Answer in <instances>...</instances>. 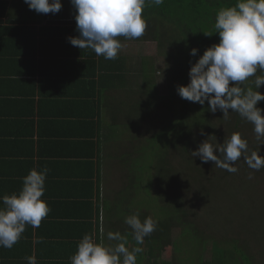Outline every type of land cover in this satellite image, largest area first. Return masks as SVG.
<instances>
[{
  "label": "crops",
  "instance_id": "obj_1",
  "mask_svg": "<svg viewBox=\"0 0 264 264\" xmlns=\"http://www.w3.org/2000/svg\"><path fill=\"white\" fill-rule=\"evenodd\" d=\"M49 14L31 12L24 1L0 0V197L18 193L31 169L46 166L41 199L50 207L40 227L27 226L13 246L16 257L2 259L0 247V264H27L33 254L37 264H70L85 234L115 244L107 233L125 236L130 229L122 219L136 211L131 187L139 179L129 178L124 166L122 176L113 163L124 149L120 142L124 157L131 155L123 125L129 114L117 108L129 90L116 69L104 70L110 60L56 42L72 34V28L53 33L58 26L76 24L51 23ZM86 51L95 54L93 78L83 66ZM132 246L129 240L126 247Z\"/></svg>",
  "mask_w": 264,
  "mask_h": 264
},
{
  "label": "clouds",
  "instance_id": "obj_2",
  "mask_svg": "<svg viewBox=\"0 0 264 264\" xmlns=\"http://www.w3.org/2000/svg\"><path fill=\"white\" fill-rule=\"evenodd\" d=\"M30 10L41 14H57L62 0H24ZM164 0H71L76 10L77 37H68L71 45L79 49H91L97 56L115 60L124 45L118 37L137 39L144 35L147 24L143 15L146 6H160ZM206 36L219 34V43L207 48L192 64L190 83L177 87L178 95L193 103L209 105V111L223 112V119L236 112L254 126L256 140H264V109L258 107L264 101L259 91L264 85V0H236L234 6L217 11L211 31ZM199 50L192 48L195 57ZM260 75H257V72ZM252 79V86L246 82ZM231 110V111H230ZM203 134V133H202ZM201 143L191 152L203 162H214L216 167L236 173L233 166L243 155L247 166L255 171L264 168V156L256 151L249 153L246 139L233 133L222 144ZM49 169L33 168L23 177L18 193L0 197V247L11 249L22 238L27 226L39 228L50 207L41 199L46 191ZM251 178V177H250ZM137 245L155 230L151 217L143 222L139 213L125 217ZM103 234V228H101ZM107 239L115 244L105 245L85 234L78 242L77 251L70 257V264H137L141 247L131 251L128 240L119 232H108ZM42 240H34L40 243ZM27 264H37L35 254L25 257Z\"/></svg>",
  "mask_w": 264,
  "mask_h": 264
},
{
  "label": "rangeland",
  "instance_id": "obj_3",
  "mask_svg": "<svg viewBox=\"0 0 264 264\" xmlns=\"http://www.w3.org/2000/svg\"><path fill=\"white\" fill-rule=\"evenodd\" d=\"M20 1L23 4L24 0ZM64 2L62 1V9L68 3L65 0ZM68 7L71 14L75 16L76 10L71 0ZM61 11L57 13V16H61ZM160 31L164 30L160 28L148 30L147 28L140 38H117L124 45L118 55L124 56L125 61L130 62L127 70L130 85L123 80L120 81L126 90H129L127 91L129 100L120 98L117 108L127 109L129 117L123 125L127 140L133 142L135 146L134 153L126 158L123 154L126 145L120 142L124 149H119L113 163L119 168L122 176L127 169L129 178H139L138 182L131 187L135 194L131 196L130 203L133 207L143 208L156 217L163 216L165 210L173 212L174 201L177 202V200L187 208L194 206V221H186L187 223L183 224L180 215L175 217L179 226L177 242L192 244L191 249L186 250L190 259L179 264H190L193 259L200 258L199 254L205 258L208 252L207 244L214 239L211 236L221 238L219 244L231 258L219 257L230 259L229 264H237L238 259L242 258L240 247L234 249V246H241L243 243L248 244L250 254L253 259H256L255 264H264V172H261V177L254 172L251 173L253 175L251 178L244 177L245 174L227 177L226 170L209 165L208 172L211 180L193 181L183 176L181 153L174 148L167 151L170 137L166 133V123L172 117L173 120L177 117L175 115L177 109L172 106V103H176L173 91L179 79L176 72L177 51L166 47L163 50L160 48L157 40V34ZM144 59L146 62L142 67H145L137 69L134 64L142 63ZM169 84L172 88L168 93ZM142 105L146 112L139 110ZM123 116L124 114L120 115V117ZM143 118L145 121L138 125ZM212 119L214 125L225 135L228 130H231L230 123L234 124L231 113L228 119H223V112L219 109ZM129 126H132L134 130L131 131ZM139 126L147 129L143 136L139 135L140 140L136 139L140 132ZM237 130L245 134L247 130V137L264 145V140H256L252 124H249L246 129L242 126ZM207 135H209L207 142L214 145L222 140L221 135L220 137L214 133ZM201 143L203 142L193 145L189 154H185L186 157L202 161L191 154ZM209 163L210 161L206 164ZM121 166L128 168H121ZM186 171L188 173L189 170L186 169ZM116 177L120 176L116 175ZM142 183L144 186L140 185ZM192 186L195 190H192ZM164 239V246H170L164 248L168 251L172 248V244L166 238Z\"/></svg>",
  "mask_w": 264,
  "mask_h": 264
},
{
  "label": "trees",
  "instance_id": "obj_4",
  "mask_svg": "<svg viewBox=\"0 0 264 264\" xmlns=\"http://www.w3.org/2000/svg\"><path fill=\"white\" fill-rule=\"evenodd\" d=\"M70 3V0H65ZM236 4V0H164V3L160 6H146L143 12V15L146 19V31L148 30H156L158 28L164 30L160 31L157 34V40L159 42L160 48L163 50L164 47L169 50H176V72L178 83L176 85L175 90L173 91L176 103H172V106L177 109L176 118L173 117L166 123L167 130L166 133L169 135L170 139L167 151L170 148L177 149L181 153V164L183 168V176L193 181H209L211 180L209 177L208 166L215 165L214 162L210 161L209 164H206L203 161L192 160V158L186 157L185 154H189L188 152L193 147V145L207 140V134H216L220 137L222 144L225 139L230 138L233 133H240L243 139H246L249 146V152L256 151L258 154L264 156V145H260L258 142L253 141L249 137H247L248 132L245 130V133L238 131L242 126L246 129L250 122L246 121L236 112H230L232 116V120L234 124L231 122V130H228V133L225 135L218 127L214 125V121L212 119L215 116V113L209 111V105L205 102L204 105H200L199 103H193L188 100L182 99L177 93V87L181 85H187L190 83V68L192 64H194L200 56L203 55L204 51L211 47L213 44L219 43L220 37L219 34H214L212 36H206L203 32L211 31L215 22V17L217 11L220 8L234 6ZM52 16L50 19L51 23H63V26L68 24H76L75 16H73L69 10L68 5H66L61 11V17L57 16V14L50 13ZM59 17L60 19H56ZM72 28V29H71ZM68 29H71V37L76 36V26L72 25L71 27L61 28L57 27L53 32L55 34H60L65 32L68 34ZM56 42L61 44L62 46L71 45L68 37L66 36H58ZM197 48L199 50L198 55L193 57L190 55L191 49ZM87 58L83 62V66L86 69L87 77L93 78V62L95 60V54L90 53L88 51ZM180 53V56H179ZM89 54H92L94 58H91ZM125 57L122 55H118L115 60H110L107 62H111L112 65L109 67L103 64L104 70L116 69L118 72V77L121 78L126 84L130 85L128 82V64L129 61H125ZM142 63H137L134 66L137 69H141L145 66L144 63L146 60L141 61ZM133 69V68H132ZM138 70V71H139ZM92 71V72H91ZM261 73L258 71L257 75ZM252 79L250 78L247 83L248 86L254 87L252 84ZM91 81V80H90ZM89 81V82H90ZM169 83V82H168ZM95 84V83H94ZM171 86H168V93L171 90ZM261 93H264V85H262L259 89ZM172 92V91H171ZM171 94V93H170ZM169 94V95H170ZM168 95V94H167ZM258 107L264 109V101H261L258 104ZM161 108V107H160ZM139 110H143L146 112V109L142 105ZM231 111V110H230ZM89 115V113H88ZM95 116V113L93 114ZM145 117V115H144ZM145 121L144 118L138 123ZM206 130V132L204 131ZM237 132H236V131ZM139 133L136 139H141L139 135L143 136L147 129L139 126ZM203 133V134H202ZM229 135V136H228ZM129 154L134 153L133 142H129ZM183 156V159H182ZM235 167L238 168L236 173H230L226 170L225 176H234V175H244V177L253 176L251 173H255V175L260 176L264 172V168L259 171H255L250 169L247 164L244 162L243 155L241 158L234 163ZM188 169V173L186 171ZM261 177V176H260ZM135 178V177H133ZM131 178V179H133ZM139 179V178H135ZM192 190L194 186L191 187ZM205 188V187H204ZM184 196V193H183ZM132 204V203H131ZM174 211L171 212L169 210H165L166 212L163 216L156 217L153 213H149L143 208H135V213H139V217L143 222L146 218L151 217L155 224V230L147 237H145L144 243L142 245H137L135 240L131 235V228L125 235L126 239L129 237V240L133 242L132 248L141 247L142 252L137 253V264H143V261H147L150 264H178L182 263L188 258V253L186 250L191 249L192 244L189 243H178L177 242V233L179 232V226L176 221V216L180 215L182 218L183 224H186V221H194L195 213H193L194 206L192 205L187 208L184 204H180L174 201ZM123 221L125 219H122ZM99 230V229H98ZM123 236V235H122ZM170 237L172 240L170 241ZM214 239L211 240L210 244H207V255L205 258H202L199 254L200 258L193 259V262L190 264H229L230 259L220 258L219 256L228 257V253L225 252L224 248L219 244L221 238L211 236ZM166 238L172 244V248L168 251L164 250V248H169L168 246H164L165 243L163 241ZM176 239V240H175ZM128 240V241H129ZM176 241V242H175ZM240 247L242 258L238 259L237 264H255L256 259L252 257L250 254V248L248 244H241V246H234V249H238ZM5 251L2 252L3 258H14L16 257L13 248L7 249L3 248ZM169 254V255H168ZM9 255V256H7ZM146 255V256H145ZM229 258H231L229 256ZM40 262V260H39ZM59 262V259L58 261ZM60 264V263H59Z\"/></svg>",
  "mask_w": 264,
  "mask_h": 264
}]
</instances>
